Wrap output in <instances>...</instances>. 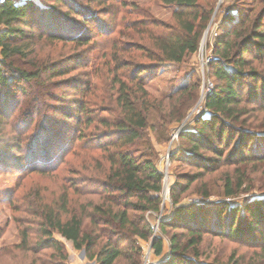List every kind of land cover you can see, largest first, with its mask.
Listing matches in <instances>:
<instances>
[{
    "label": "trees",
    "instance_id": "obj_1",
    "mask_svg": "<svg viewBox=\"0 0 264 264\" xmlns=\"http://www.w3.org/2000/svg\"><path fill=\"white\" fill-rule=\"evenodd\" d=\"M53 1L80 20L73 21L54 5L41 1L0 0V171H22L53 180L55 186L49 196L38 187L30 196L38 229L45 237L37 244L39 251L53 248L60 254L50 258L66 259L61 244L52 238L56 232L95 264H141L142 242L151 244L155 256L162 255V239L152 237L148 216L160 212L163 176L150 158L127 147L140 141L148 128L158 142H164L171 126L182 122L196 101L198 84L188 83V78L162 99L151 96L145 86L165 65L183 64L196 53L214 0H156L174 8L169 23L151 22L149 28L146 20H140L121 26L118 34L124 41H112L106 59L93 69L103 89L89 80L63 77L86 61L84 53L95 38L110 40L109 35L115 32L113 24L106 25L100 17L111 15L110 4L107 8L103 5L113 0H87L89 6L85 7L76 0ZM93 3L102 7L94 10ZM239 4L226 14V26L213 44V86L203 109L190 129L179 132L178 140L185 146L171 156V161L197 170L176 176L169 189L173 205L197 183L200 188L196 193L208 199L211 193L204 178L225 168L218 173L223 200L177 207L170 222L159 221L162 234L167 228H181L188 236L181 245L179 235H172L167 260L159 264H204L197 260L205 233L214 232L230 240L257 233L258 240H264V194L241 206L225 202L249 192L250 173L264 165V68L259 67L264 63V0ZM33 40L67 43L77 53L65 61L41 62ZM138 58L145 62H137ZM23 84L34 93L32 106L24 113L23 126L15 124L16 134L6 138L1 133L17 110L18 93H26ZM59 87L79 89L78 98L55 93ZM48 100L74 103V113L65 111L62 116L83 127L76 137L80 142L71 152L78 162L60 172L53 171L59 153L66 149L59 142L61 134L52 132L50 124L37 123L25 156L13 157L8 151L9 147L23 148L22 135L48 107ZM49 110L57 112L58 108ZM94 122L86 134L85 129ZM13 180L10 172L0 177L5 185ZM29 243V233L20 231V247ZM188 249L193 258L182 253Z\"/></svg>",
    "mask_w": 264,
    "mask_h": 264
},
{
    "label": "rangeland",
    "instance_id": "obj_2",
    "mask_svg": "<svg viewBox=\"0 0 264 264\" xmlns=\"http://www.w3.org/2000/svg\"><path fill=\"white\" fill-rule=\"evenodd\" d=\"M35 2H43L48 6L56 7L60 12L66 14L69 19L78 22L79 17L71 15L67 12V8L59 6L54 3L53 0H34ZM82 7L89 6L87 0H76ZM249 0H214L213 12L206 24L205 29L202 31L201 39L199 41L198 49L196 53L188 56L183 64H167L162 67L153 80L146 84L145 88L151 96L156 99H162L169 96L174 89L185 83L188 78V83L198 84L199 91L198 97L193 106L189 109L186 117L182 122L173 124L168 131V139L164 142H158L156 136L149 128L142 132V139L135 144L128 146L135 154H145L150 158L156 167V169L162 174V193L160 212L156 215L148 216L151 225H157V230L153 232L152 237L158 236L162 239L163 250L162 255L157 257L154 255L151 244L149 242H142L141 252V264L146 261H162L167 260L170 249V238L172 235H179V243L185 244L188 239L186 231L181 228H167L166 233L162 234L159 230L157 219L160 221H171V218L177 207H192L200 204L216 203L223 200L220 196L221 177L218 173L225 170V168L206 176L204 181L207 183V189L211 193L208 199H202L197 193L196 189L200 188V184H193L191 189L181 196V199L177 205H173L170 196V186L175 181L177 175L180 174H192L196 173V169L187 164L171 161V156L179 151L181 147L185 146L178 140L179 132L188 130L192 127L194 117L200 113L203 109V103L206 95L210 92L213 86V79L210 76V60L212 58V47L216 39H218L226 26L224 18L227 13L234 12L239 3H248ZM107 4H110L111 15L101 16L100 18L105 21L106 25L113 24V34L109 35V41H105V37L95 38V41L84 54L85 60L78 67L71 71L66 78L77 77L79 81L85 82L87 80L90 83H96L100 89H103V85L96 80L93 75V69L96 64H101L111 51L112 41H124L125 38H119L118 32L122 29L121 26L127 22H134L140 20H146L149 24V28H152L151 22H158L161 24H167L171 21V15L174 11L173 7L163 6L156 0H113L112 3L107 2L103 6L107 8ZM92 9L99 10L102 6L93 3ZM67 12V13H66ZM127 31H123V34ZM35 42V52H37V58L39 61H45L49 59L51 62L60 60L65 61L70 59L71 56L76 54L69 44L57 43L56 45L50 44L46 41L40 40ZM105 55V57H103ZM137 62H145V59L138 58ZM17 62L16 65H20ZM73 65H69L72 68ZM260 68H264V63L259 65ZM29 69V68H27ZM101 81V80H100ZM102 82V81H101ZM80 84V82H79ZM25 90V95L18 93L19 103L16 107V111L10 116L9 121L3 127L2 135L6 138H10L15 132V124L23 126V122L26 120L24 113L29 109V105L32 106L31 97L34 95L30 86L22 85ZM54 91L55 93L61 92V94H69L68 98L74 99L79 96V89L67 91L62 87ZM43 100H46L45 97ZM61 103V102H60ZM59 101L48 100L46 104L48 107L37 115L30 126L28 132L24 133L22 139H24L23 148L15 149L8 148L9 155L13 157H22L26 155V146L31 141V133L35 130L38 122H45L50 124L49 129L54 132L58 131L61 134L60 144H63L66 151L59 153V161L56 163V169L53 172H60L63 169H68L78 162L71 152L80 141L76 139L82 126L77 125L71 119H64L62 112L74 113L73 106L69 102L60 104ZM58 108L57 112L50 111L49 108ZM46 118V120H45ZM44 119V120H42ZM155 122L153 118L151 124ZM95 122L87 129V134L92 130V126H95ZM12 138V137H11ZM11 142V141H10ZM62 142V143H61ZM264 144V143H263ZM11 146V145H10ZM12 174L14 180L11 184L5 185L0 183V264H51L53 261L60 264H95L92 260L85 257L83 250H75L71 242L65 241L59 238L56 232L52 233V238L59 242L62 246L63 253L66 255L64 261L59 259H52L50 255L59 257V254L55 249L48 248L43 251L38 250V242L45 237L39 231L37 223L39 222L33 212L35 210L31 199V191L35 188L44 189L46 196H49L50 191L54 190L53 180L46 177L37 176L32 173H24L20 171H0V177L2 174ZM26 175L22 180L23 175ZM36 175V176H35ZM202 181V182H204ZM249 186L251 190L247 193L239 195L237 198L229 201H225L226 204L241 206L246 204L249 200L258 198L264 194V165L260 166L257 170L250 173ZM55 183V182H54ZM32 187V188H31ZM166 190V198H163V193ZM247 222H250V218L246 216ZM20 231H27L30 237V243L28 247H20ZM181 236V237H180ZM255 238V239H254ZM259 235L254 234L251 238H243V240H230L217 233L210 232L203 235L202 241L198 247L199 258L197 262L204 264H234L237 260L238 264H264V240H258ZM60 239V241H59ZM30 250V251H29ZM36 250V251H35ZM38 250V251H37ZM184 253V256L192 257V250L188 249Z\"/></svg>",
    "mask_w": 264,
    "mask_h": 264
},
{
    "label": "built area",
    "instance_id": "obj_3",
    "mask_svg": "<svg viewBox=\"0 0 264 264\" xmlns=\"http://www.w3.org/2000/svg\"><path fill=\"white\" fill-rule=\"evenodd\" d=\"M21 1V0H18ZM163 198H166V190L163 193ZM157 221L159 222L160 219L158 218ZM150 228L152 229V231H156L157 230V225L155 224L154 226L150 224ZM144 264H159L158 261H146Z\"/></svg>",
    "mask_w": 264,
    "mask_h": 264
},
{
    "label": "crops",
    "instance_id": "obj_4",
    "mask_svg": "<svg viewBox=\"0 0 264 264\" xmlns=\"http://www.w3.org/2000/svg\"><path fill=\"white\" fill-rule=\"evenodd\" d=\"M59 238L62 239L60 236H59ZM60 239H59V241H60ZM63 240H64V239H63Z\"/></svg>",
    "mask_w": 264,
    "mask_h": 264
}]
</instances>
